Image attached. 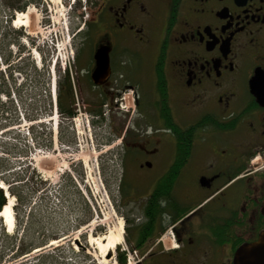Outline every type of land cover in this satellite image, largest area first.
<instances>
[{
    "label": "flooded vegetation",
    "instance_id": "1",
    "mask_svg": "<svg viewBox=\"0 0 264 264\" xmlns=\"http://www.w3.org/2000/svg\"><path fill=\"white\" fill-rule=\"evenodd\" d=\"M87 2L70 83L115 140L126 245L114 250L233 264L264 231V0ZM20 223L0 222V258L41 264L28 251L54 235Z\"/></svg>",
    "mask_w": 264,
    "mask_h": 264
},
{
    "label": "rangeland",
    "instance_id": "2",
    "mask_svg": "<svg viewBox=\"0 0 264 264\" xmlns=\"http://www.w3.org/2000/svg\"><path fill=\"white\" fill-rule=\"evenodd\" d=\"M23 3V11L17 10ZM93 8L86 0H0V182L17 205L13 213L14 225L21 222L19 231L29 221L27 231L35 232L39 221L44 234L54 235L28 251L26 257L41 254V264H118L114 249L126 245L124 228L108 258L88 241L117 231L120 222L117 160L110 155L115 140L99 138L108 129L91 123L78 93L76 115L69 122L52 98L66 70L75 78L69 67ZM26 12H31L29 23L13 27L15 14ZM12 192L21 195V203ZM52 240L59 242L47 247ZM35 248L40 251L33 253ZM125 257L126 264L140 260Z\"/></svg>",
    "mask_w": 264,
    "mask_h": 264
},
{
    "label": "bare ground",
    "instance_id": "3",
    "mask_svg": "<svg viewBox=\"0 0 264 264\" xmlns=\"http://www.w3.org/2000/svg\"><path fill=\"white\" fill-rule=\"evenodd\" d=\"M31 12L26 13H18L17 18L13 20V27L19 29L24 26V24H28L30 21L29 15ZM27 26V25H26ZM54 87L52 88L53 93ZM0 190H2L5 194L7 203L4 205L2 211L0 212V219L5 226L8 233H12L14 229V213H13V207H14V198L8 194V190H6V187L0 182ZM122 223H118V229L115 232H110L105 235L99 236V237H92L89 238V242L95 246V249L99 250V252L102 254V256H105L110 253L122 240ZM92 241V242H91ZM58 241H50L49 246H54ZM40 249H36L33 251V253L39 252ZM106 258H108L106 256Z\"/></svg>",
    "mask_w": 264,
    "mask_h": 264
},
{
    "label": "trees",
    "instance_id": "4",
    "mask_svg": "<svg viewBox=\"0 0 264 264\" xmlns=\"http://www.w3.org/2000/svg\"><path fill=\"white\" fill-rule=\"evenodd\" d=\"M27 3V1H25ZM23 3L22 6H19L17 8V10L19 11H23V9L25 8V4ZM70 75H69V71L66 70L65 72V76L64 79L62 81V84H60V87L58 89V93H57V109L58 112L60 114V117L62 118H66L69 122L70 119H73L76 115V111L74 108V104H75V96H74V91H73V87L72 84L70 83ZM69 183L71 185L74 186V182L73 179L70 176H67ZM78 177V175H77ZM77 177H74V179H77ZM15 196H16V200L18 202H22V197L20 194L16 193V192H12ZM15 212L18 210L17 209V205L14 207ZM89 221V219H87L86 221L79 223L76 227L75 230L79 229L80 226L86 224ZM43 247V246H41ZM118 264H126V257L124 254L122 253H117V257H116Z\"/></svg>",
    "mask_w": 264,
    "mask_h": 264
},
{
    "label": "water",
    "instance_id": "5",
    "mask_svg": "<svg viewBox=\"0 0 264 264\" xmlns=\"http://www.w3.org/2000/svg\"><path fill=\"white\" fill-rule=\"evenodd\" d=\"M7 203L4 192L0 190V212ZM264 216V204L262 206ZM75 245H80L78 240L73 241ZM233 264H264V231L258 238L249 244L238 248L234 254Z\"/></svg>",
    "mask_w": 264,
    "mask_h": 264
},
{
    "label": "built area",
    "instance_id": "6",
    "mask_svg": "<svg viewBox=\"0 0 264 264\" xmlns=\"http://www.w3.org/2000/svg\"><path fill=\"white\" fill-rule=\"evenodd\" d=\"M0 264H24V262H23V257L18 258L12 262H8L5 258L1 257L0 258Z\"/></svg>",
    "mask_w": 264,
    "mask_h": 264
}]
</instances>
